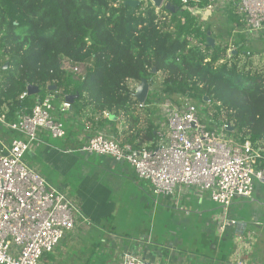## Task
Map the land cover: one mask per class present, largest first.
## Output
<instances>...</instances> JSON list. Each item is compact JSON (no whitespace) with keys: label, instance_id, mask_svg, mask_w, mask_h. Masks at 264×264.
<instances>
[{"label":"trees","instance_id":"16d2710c","mask_svg":"<svg viewBox=\"0 0 264 264\" xmlns=\"http://www.w3.org/2000/svg\"><path fill=\"white\" fill-rule=\"evenodd\" d=\"M123 1L0 0V114L5 120L15 123L50 95L53 116L68 136L73 135L70 123L78 122L95 130L94 135L104 132L133 149L153 148L161 122L156 105L185 99L200 105L194 104L206 115L207 128L227 125L235 141H249L264 156V67L244 61L249 48L235 4L219 10L230 25L228 42L214 39L210 46V28L192 14L205 7L203 0L186 5L167 0L174 12L131 8ZM229 39L235 53L227 58ZM155 77L161 80V91L153 86ZM141 79L149 84L143 108L133 97ZM29 86L38 92L27 95ZM67 96L75 97L69 112L62 114L59 106ZM207 104L214 110L211 117ZM102 229L114 232L112 225ZM44 259L56 264L51 254Z\"/></svg>","mask_w":264,"mask_h":264},{"label":"built area","instance_id":"2783aa9c","mask_svg":"<svg viewBox=\"0 0 264 264\" xmlns=\"http://www.w3.org/2000/svg\"><path fill=\"white\" fill-rule=\"evenodd\" d=\"M188 1L180 0L182 5ZM203 1L205 9L212 13L230 2L235 4L236 14L243 23L245 46L264 38V0ZM233 53L235 46L230 42L226 57ZM261 57L264 59V50ZM251 58V52L246 51L244 61L247 63ZM70 108L63 101L59 111L65 114ZM139 108H143L142 104ZM156 108L161 122L153 148L133 149L120 139L98 132L78 152L109 157L130 167L140 181L149 185L154 206L161 198H173L180 188L192 189L200 199L205 196L219 210L215 219L219 238L226 236L236 224L229 216L232 202L249 199L254 184H264V156L249 141H235L227 125L220 129L207 128L198 108L185 99L176 103L164 101ZM53 112L52 97L47 95L37 101L29 114L22 112L15 123L7 122L0 114V126L15 135L0 133V264H40L66 234L85 221L69 197L24 161L31 143L40 141L39 132H46L54 139L64 138V126L54 118ZM242 241L244 238L238 239L230 264H253L247 254L248 243ZM120 264L150 262L125 251Z\"/></svg>","mask_w":264,"mask_h":264},{"label":"rangeland","instance_id":"374dc122","mask_svg":"<svg viewBox=\"0 0 264 264\" xmlns=\"http://www.w3.org/2000/svg\"><path fill=\"white\" fill-rule=\"evenodd\" d=\"M192 14L203 27L208 26L210 28L212 36L210 38L216 39L222 44L228 42L227 34L230 25L222 11L212 13L204 8H199L193 10ZM255 60L253 62H257ZM66 66L65 63L64 67ZM153 86L159 91L162 90L161 80L158 77L154 78ZM205 110L210 117L214 113L210 104H207ZM199 113L201 117L206 118L204 113L200 111ZM4 132L6 131L4 130ZM6 134L9 137L12 136L10 132H6ZM45 134L42 138L54 143L60 141V139L52 138L48 133ZM101 158H98L97 161ZM88 170L87 165L77 162L73 167H66L62 171L53 168L50 172L55 176V181L57 179L72 187L71 184L79 182L81 177L85 175L84 171L87 172ZM106 183L114 189L109 196V201L113 202L114 205L111 209H105L107 213H100L95 218V221H99V226L90 223H83L82 225L81 223L66 234L53 255L57 264H119L122 247L130 242H143L139 244L145 247L146 252L141 249L138 251L151 262L153 261L151 256L154 255L155 258L168 262L167 264H230L233 249L238 244L236 242L237 237L230 235L219 238L217 226L214 224L219 210L215 211L212 216L186 213L181 206L190 209H200L207 206V204H196L192 195H189V198L185 197L178 203H176L178 200L176 195L171 199L165 198L167 199L166 203L173 206L169 210L153 207L146 197H144L145 204H142L145 206L141 207L140 201H134V196L138 197V195L135 194L130 185L119 180H113V183L107 180ZM139 183L147 189L144 182L140 181ZM260 191L261 185L256 182L252 195L256 196ZM160 200L162 201L163 198ZM256 209H260V207L258 205H245L241 218H245L246 213H255L254 210ZM103 218L105 220L111 219V222L106 223ZM111 225L114 232L103 231L102 226L108 229ZM249 240L251 245H248L250 249L252 247L253 255L260 257L264 264V235L262 239L249 238ZM244 242L248 243V240L244 239L242 243ZM258 244L260 246H257ZM132 247L135 248V244ZM222 253L225 254L224 259L220 257ZM45 262L46 259L43 257L40 264H46Z\"/></svg>","mask_w":264,"mask_h":264},{"label":"crops","instance_id":"0c3cea01","mask_svg":"<svg viewBox=\"0 0 264 264\" xmlns=\"http://www.w3.org/2000/svg\"><path fill=\"white\" fill-rule=\"evenodd\" d=\"M234 30L236 32L237 29ZM246 47L249 48L247 49V51H250L251 54L254 51V53H258L256 55L257 57H254L253 59H248L247 63H258L256 65H262V67H264V59L261 57V52L262 50H264V42H253L249 45L247 44ZM253 60L257 62H253ZM249 63L247 64V66L249 65ZM55 112L56 111L54 110V114H56ZM77 124L78 122L70 123L73 135L68 136V134L65 132V137L63 139H60V141L57 143L42 138V136L46 133L42 132L39 135L40 141L33 143L30 146V149L24 155V161L31 168L38 171L51 186L63 192L67 197H69L73 201V203L77 206V208L80 210L81 214L85 218V221L80 222L78 225H80L81 223L82 225L83 223H90L95 224V226H99L100 223L97 219V221H95V218L98 217L100 213H107V210L105 209H111V207L114 205L113 202L109 201L111 191L114 189L107 185V180H109L111 183H113V180H119L127 185H130V187L134 189L135 194L138 195V197L134 196V201H140L141 207L145 206L142 205L143 203L145 204L144 197H146L147 200L153 205V202L150 198L149 185L144 182L147 186L146 189L145 186L139 183L140 181L137 180L138 178L136 177V174L128 166H126L125 164L115 163L109 157L101 158L94 156H86L78 152L79 147L88 138L92 137L96 131L90 129L89 126L84 125L80 127V125ZM98 158L101 159L97 161ZM77 162L85 164L89 167V170L87 172L84 171L85 175L81 177L79 182L71 184L72 187H70V185L65 182L61 183L57 179L56 181L54 180L55 176L50 172L53 168L58 171H62L66 167L75 166ZM260 185L261 191L258 195H251L249 199H235L229 208V216L236 221L235 226L230 229L229 235L237 237L236 242H238V239L241 240L242 238H244L247 239L248 244L251 245L249 238L262 239V236L264 235V184ZM189 195H192L194 197L193 201L196 204H207V206L202 207L200 209H190L186 206L185 208L181 206V208L184 209L186 213H195L197 215L202 216H212L214 212L217 211L215 206L205 196L201 197V199L197 198L196 195L192 192V189L180 188L176 192V198H178V200H176V203L180 202V200L184 199L185 197L189 198ZM166 200L167 199L165 198L162 201L159 200V204L157 206L153 205V207H158L160 209L165 210L171 209V207L173 206L166 203ZM245 205H258L260 209L254 210L255 213H246L245 218H241L243 207ZM140 211H142V209H140ZM103 220L105 219L103 218ZM214 224L215 226H217L216 223ZM136 243L137 242H130L128 245L122 247L123 249L119 258L120 263L122 255L125 251L132 252L140 259H143L148 263L150 262V264L167 263L161 260L160 258H155L154 255L151 256V259L153 260L151 262L150 260L142 256L138 251V249H141L146 252L145 247L139 244L143 242H139L137 244ZM133 244H135V248L132 247ZM257 246L260 245L258 244ZM55 251L56 249L51 253L52 256L56 253ZM247 254L248 257L252 259L253 264H263L260 257H256L253 255L252 247L250 251L247 250Z\"/></svg>","mask_w":264,"mask_h":264},{"label":"water","instance_id":"95a60500","mask_svg":"<svg viewBox=\"0 0 264 264\" xmlns=\"http://www.w3.org/2000/svg\"><path fill=\"white\" fill-rule=\"evenodd\" d=\"M123 5L129 6L131 8H135L137 6L142 5L144 8L150 6L152 9L158 11L160 9L169 10L170 12H174L176 8L171 5L167 0H124ZM206 43L210 46L214 45V40L210 38V32L207 33ZM3 69H6V65L3 66ZM151 74H155L154 68L151 70ZM50 90H55L54 87H51ZM38 90L32 86L27 88V95H35ZM149 92V84L146 79H141L138 85L133 90V97L139 104H144L147 95ZM75 96H67L65 101L70 105L73 103ZM110 120H116L113 117H109ZM228 131H232V128L227 126Z\"/></svg>","mask_w":264,"mask_h":264}]
</instances>
